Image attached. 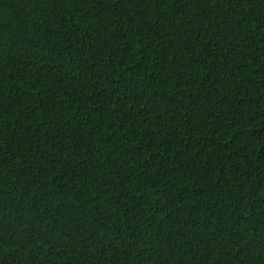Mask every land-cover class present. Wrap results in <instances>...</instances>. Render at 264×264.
Here are the masks:
<instances>
[{"label": "trees", "instance_id": "trees-1", "mask_svg": "<svg viewBox=\"0 0 264 264\" xmlns=\"http://www.w3.org/2000/svg\"><path fill=\"white\" fill-rule=\"evenodd\" d=\"M0 264H264V0H0Z\"/></svg>", "mask_w": 264, "mask_h": 264}]
</instances>
